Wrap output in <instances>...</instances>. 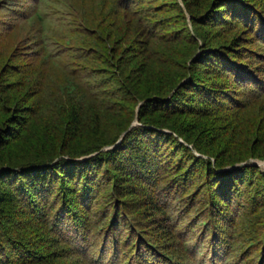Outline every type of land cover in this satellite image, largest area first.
<instances>
[{
    "label": "trees",
    "instance_id": "trees-1",
    "mask_svg": "<svg viewBox=\"0 0 264 264\" xmlns=\"http://www.w3.org/2000/svg\"><path fill=\"white\" fill-rule=\"evenodd\" d=\"M0 50V264H264V173L218 171L264 158V0H0Z\"/></svg>",
    "mask_w": 264,
    "mask_h": 264
},
{
    "label": "rangeland",
    "instance_id": "rangeland-1",
    "mask_svg": "<svg viewBox=\"0 0 264 264\" xmlns=\"http://www.w3.org/2000/svg\"><path fill=\"white\" fill-rule=\"evenodd\" d=\"M92 24H95V22H92L91 23V26H93L94 28H97V25L96 24L95 25H92ZM104 34L106 35V33H104ZM116 40H117V42L118 41L122 42V45H124V43H125L124 41L121 40V36L119 34L117 35ZM107 45L109 46V48H113V47H111L112 46L111 42L110 43H107ZM9 49H11V46L8 47V51H9ZM8 51L6 52V54L3 57H0L1 58L0 60H2V61L5 60L6 61L8 59V58H6V56H8ZM201 52L202 51H198L197 52V55H200ZM129 57L130 56H128L127 59H129ZM130 58H132V57H130ZM154 59L155 58H150L148 60V63L146 64L147 67L145 66L146 67V71H149L151 69V64L154 63V61H153ZM18 60H20V61L21 60H24L25 62H27V59L26 58L24 59V58H20L19 57ZM193 60H194V56L191 57V59H189V63L191 61H193ZM0 66H1V63H0ZM124 66L127 67L128 69L132 70L133 68H135L137 66V59H134V61H131V62L128 61V63L127 64H124ZM127 77H129V76H127ZM127 77H125L124 79H125V81L128 84L127 85H123V88H127V90L126 89L122 90L123 88L117 87L118 90H119V92L121 94L128 93L130 96H133L132 93L136 94V92H137L138 94H141L142 96H144V94H146V90H145L146 86L145 85L144 86H141L140 83L138 85L137 82H134L133 83V81H131L130 78H127ZM144 77H145V74H144ZM20 82H21V80H19V74H15V71L14 70H7V68L4 69V67H3V69L0 71V83L3 84V91L1 90V92H0V98H1L0 99V105L2 104V102H3L4 99L10 100V101L12 100L15 103H18V102H21L22 103V102L25 101V98H22L21 95H24L26 91L27 92L29 91V86H30V85H28L29 82H26V85L23 84V87L21 88L22 89L21 91H20L19 88L17 89L16 86H14L13 88H10L11 86H9V85H12L13 83H15L16 85H19ZM33 87H31V89ZM0 88H1V86H0ZM155 90L157 91V89H155ZM23 92H24V94H23ZM32 93H33V91H31L29 94L31 95ZM154 96H156V94ZM143 102H144V100H141V103H139V105H141ZM123 107H125V106H123ZM123 107L121 109L122 111H120L118 114H114V116H113V120L115 121V125H116L115 127L116 128H118L119 126H121L123 123H125L129 119L128 116L125 114V110H123ZM176 119L179 122L184 123V120H183L184 118L182 116H176ZM218 120H219L218 118L217 119H214V118L207 119L206 118V119L200 120V123L203 122L205 125L212 124V123L213 124H216L215 122L218 121ZM135 121L136 120L134 119L131 122L130 127H133L135 125H138V122L134 124ZM185 121H187V120H185ZM184 124H185L184 129H185V131H186V133H187V135L189 137H191L193 140H197L198 138H200L197 135L198 130L196 132H191V133H189L187 131V128H190L191 125L192 126L195 125L194 120H192L191 123L189 122V124L186 123V122ZM196 124H198V123H196ZM162 131L172 132L170 129H167V128H163ZM29 133H31V132L29 131ZM85 134H86V132H85ZM94 137H95V139H93V140L91 139L90 141L87 140V138L86 139L83 138V139H80L79 141L77 139H75V140H73L71 142L72 146L77 145V146H80L82 148L86 147V144H88V145H94L95 144L97 147L101 146L100 149H99V151H95V152H93L91 154L83 155V156H81L79 158H75V159L80 160V161L81 160L83 161V160H86L89 157H92V156L98 154L100 151L105 152V153L110 152V151L114 150V148H116V146L120 145V143H121V141L118 142L119 139L121 138V136H120L119 139L114 144H110L109 143V138L110 137L108 135V131L107 130H104V131L100 132L99 134H95ZM178 139L181 142H185L180 137H178ZM6 140H7L6 142L11 141L10 138H7ZM97 142H99L100 145L96 144ZM185 144L192 150V152H194V154L196 156L208 158V155L207 154H203L200 151H198L193 146L192 143L191 144L185 143ZM8 152H11V150H9ZM65 157L66 158H69L68 155H65ZM213 161H214V159H213ZM245 165H250V166H254L255 165V166H257L260 169L261 172L264 173V158H258V157H256V158H253L252 157V158H250L247 161L236 162V163L231 164V165L228 164V165L224 166L223 168L218 169V171H225V170H229V169L231 170V169H234L235 167L245 166Z\"/></svg>",
    "mask_w": 264,
    "mask_h": 264
},
{
    "label": "water",
    "instance_id": "water-1",
    "mask_svg": "<svg viewBox=\"0 0 264 264\" xmlns=\"http://www.w3.org/2000/svg\"><path fill=\"white\" fill-rule=\"evenodd\" d=\"M135 123H137V120L134 122V124H135ZM120 141H121V138L119 139V141H118V142H120Z\"/></svg>",
    "mask_w": 264,
    "mask_h": 264
}]
</instances>
